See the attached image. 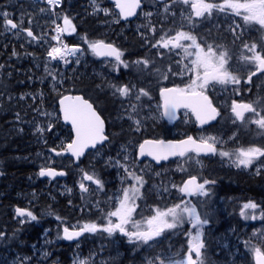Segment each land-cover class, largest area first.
I'll use <instances>...</instances> for the list:
<instances>
[{
  "label": "rangeland",
  "instance_id": "1",
  "mask_svg": "<svg viewBox=\"0 0 264 264\" xmlns=\"http://www.w3.org/2000/svg\"><path fill=\"white\" fill-rule=\"evenodd\" d=\"M157 1H158L156 3L157 5L154 6H157L158 10L156 8L155 13L151 9V1H149L148 4L150 6L147 7V9L143 8L136 20L126 23H123L120 20V16L118 12L114 9V5L109 0H96V3L99 5L100 9L107 10L108 12L107 15L103 10L95 11L92 0H88L87 3L81 4L80 7L84 9L85 12H88L90 15L102 16L105 18V21L101 22L100 25L105 27L106 31L104 33L108 34L107 37L110 39V41H105L106 39H94V40H103L105 42H109L117 46H119L120 44L118 40L120 35L124 34L128 30H135L138 33V37L146 41V45L148 44L149 40L151 44L155 43L160 38V36L164 35L165 33H167L168 36H174L176 31L183 30V31H191L194 35H197L198 42L201 43L202 46H205V41L208 44H212L214 47H216L219 44L220 46H222L221 49H217V51H219L222 50L223 48L227 49L230 47L225 41L229 38L233 39V35L232 32L230 31V28L235 27L236 24H240L241 29H238L237 31L240 32L242 30V33H244L243 27L252 25V24H244L241 17H237L233 15L231 13V10H226L225 12L219 11L221 13L220 18L214 17V19L209 22L205 21L206 19L210 18L207 16V14H205V17H203L199 22L196 21V18L193 15V23L190 25L187 19V17L191 15L190 5L183 4L182 0H177L178 3L175 2L173 6L174 9L177 10L174 12V9L170 8V12L166 13L163 3L166 4L168 0H157ZM69 2L71 3V1ZM214 2L223 3V0H214ZM215 11L216 10L214 9L212 16L214 15ZM0 12H7L9 14V18H11L14 22H18V19L17 21H15L13 18L16 16L14 10L6 8V9H1ZM146 13H151V16L146 15ZM153 15L155 16V19L157 21V26H155L156 28L155 34H153V32L149 30V27L153 26L152 24ZM56 17L57 16L55 15L54 19ZM19 19H21V16H19ZM240 22H242V24ZM56 24L62 27V25L59 24V22ZM54 27H56L55 24L53 26V32L55 35ZM258 27L260 26L258 25ZM5 32H6L5 34L12 33L13 30L5 31ZM209 33H211L212 36ZM74 34L75 33L68 35L72 36ZM40 37L42 36L40 35L39 38ZM76 38H78L79 41L87 40L86 37L82 38V36L80 35L76 36ZM54 41H55L54 46H51L49 44V41L47 39H44L41 45L45 47L47 51H50L52 47L61 46L57 40ZM34 43L37 45L38 41L35 40ZM183 43L188 44L190 42L184 41ZM67 46L69 48L78 47L79 49H81V51L76 53V55L74 56H68L67 60L69 61V63L67 64H65L61 60H51L50 57H48V55L42 60V62L39 63L35 62L34 66L38 69V71L36 72L38 74L35 77L30 76L31 78L28 79L29 80L28 84L32 86L34 83L42 84L47 80H50V86L53 92L58 93L60 91H64V88L66 87L65 82L67 80L74 82L76 78L75 76L76 75L80 76L78 69L83 67L87 68L88 66H90V68L94 67L92 73L93 75H95L101 80L104 81L108 80L109 82H111L110 88L112 89L113 93H114V88L111 87V85H116V86L129 85L130 87H133V92L131 96L128 98H123L120 97L118 94H116V97L119 100H121V104H120L121 109L119 116L115 118V122H116L115 126L120 125L121 127L120 129L115 128L109 131L110 135L116 137L117 135L123 132V128H124L123 123H125L124 125L129 127L127 129L129 131L127 140L125 142H118L117 144H111L112 146H110L107 142L105 145L98 147L94 151H91L89 153V156H86L88 164L90 166V169L87 172L89 174L94 173L95 176L101 179V181L104 178L105 183L108 184L112 192L109 193V196L106 200V203L108 204V208L106 211L114 210V205L117 204L116 196L122 195L121 190L123 188L130 187L135 183L134 180L127 178V174L124 172V168L119 166L120 164L127 165L129 171L134 172L135 174L143 178L144 185L140 189L141 202L143 201L146 202L148 198H151L149 197L151 195L152 197L155 195V197L158 196L162 198L161 194H164V192L169 194L171 191H173L172 194H175L178 191L183 197L182 193L179 191V187H181V185L178 184V179L174 174H172V172L176 174L184 175L185 174L184 169L187 167L190 168L188 164L192 165L195 168V170L200 172L202 171L204 165L203 157H207V156L202 154L197 155L196 153H192V152L185 155L184 157H180L174 160L173 164L165 163L161 165H156L153 162H151L149 159H144V160L141 159V157L139 156L138 149L143 140L147 138L158 139V140L163 139L160 138L155 133L147 137L148 129L157 128L159 125H166V127H168L172 139H181V138H186L188 136H192L193 138L199 139L201 136H205V137L214 136L219 141V143H217L216 145L217 155L219 156L220 159L224 160L223 163H225L227 167H233L234 169L238 168L240 170L249 171V168L254 165V170H253L254 172L257 171L264 172V162L262 163L259 162L261 159H263V157H260L259 159L255 160L254 163L249 167L244 168L243 166L237 167L233 163L234 158H232L231 155L222 157L218 154L220 151L228 150L229 148L228 142L234 140V138L236 137L235 133H230L225 135L223 133L224 131L220 132V131L200 130L202 129V127H199L196 124L194 116L190 110H184L180 112L178 120L170 122L168 119L164 118L161 115L163 110L161 107L162 105L161 96L154 95V93H152L151 90L146 87V85L150 87L149 83L146 82L145 87L140 86L139 88L137 86V83L133 82L132 78L127 76V73H125L124 76L118 78L120 76L121 69L122 68L127 69L128 67L125 68L123 65H120L118 69L114 68L113 65L115 64V61L100 59L97 56L93 55L90 49L88 48V43L84 45L77 44V45H67ZM150 47L152 49L154 48L152 46ZM154 49L157 50V53L159 52L162 54V55L157 54L159 57L162 58L169 57L170 58L169 60H171L170 65H167V67L165 68L163 76H160L161 81L168 82L166 85H173L175 87H185L187 83L190 81V79L194 78V73L190 72L189 69L192 67L191 60L195 59V56L185 57L183 51L180 49H174L172 51H169L168 49H164V48H154ZM189 51H195V50L189 49ZM228 51L231 56L228 67L230 71L233 72V74L241 77V83L239 85H234V84L220 85L218 83L212 82L205 90V93L208 94L209 96H211V94L213 93L216 97H223V99H216V98H212V99L214 100V104L217 107H219L221 110L224 109V111L226 112H228V110L231 111V105L233 101H238L242 99L244 103H249V101L254 102L256 99L255 94H253V96H251L250 94V91L253 88L252 82L251 83L244 82V80L247 78L249 71L254 70L255 66L253 64L246 63L239 59L242 51H239L234 54L230 50ZM245 54L251 55V53H245ZM122 59L125 61L124 55ZM46 66L56 76L55 82L52 80V76L48 75L45 72ZM169 68H171V71H169ZM32 72L33 70L29 72L26 71L25 73L31 75ZM80 72H84V71L82 70ZM174 73H179V74H174ZM41 74L42 77L40 76ZM165 76H167V79L164 78ZM252 79H254V81H256L258 84L256 85V88L257 86L264 87L263 86L264 73L258 74L256 75V78L252 77ZM166 85L159 86L156 89V91H158L160 94V89ZM141 88L146 90L149 93V95L141 96L140 100L137 101L135 99V96L139 93V89ZM23 97L25 99V103L28 104L26 106L25 113L22 114L24 119L21 120L20 131H22V133L29 132L30 136L36 135L35 140L40 139L41 140L40 143H43L42 138L44 137V135H46L48 131H45L43 134L35 132V128L38 125L43 126L45 129H47V125L49 123H52L53 125L52 129H53L56 126L57 122H60L62 127H67L61 121L59 109L56 108L43 109V107L33 106L34 102L37 101L39 98L40 99L44 98V93L42 92L41 89L28 90ZM29 99H31V103ZM36 103L38 105L39 102ZM132 104L137 105L136 112H132V108H131ZM30 105L32 108H36V109L31 110L30 111L31 115L29 116L28 113L26 112L29 110ZM37 109H39V111H37ZM42 109L43 111L40 112ZM45 113H48L50 115H45ZM129 113H132L134 118L141 120V127L139 131L134 130L135 125L133 124L132 120L128 119ZM39 117H42V119H39ZM250 117H253V113H248L247 115H245L246 120ZM233 121H235V123L237 121L241 122L239 120H236L234 114L231 111L228 124L229 123L235 124ZM56 132L57 134L55 135V137L59 138V140L53 141L50 146L52 149L57 148L59 150L58 146L68 143L67 142L68 139L64 131H62L61 129H57ZM192 133H194L195 135H192ZM48 143L50 144V142ZM32 146L33 144H29L28 146L24 145L23 150H26L28 148L31 149ZM48 149L50 150V148ZM33 156L34 158L27 159V163H26V166L29 165L32 167V169H35L32 172L31 178L27 180L29 187L25 188L26 190L31 189L28 190L25 195V197L28 198L29 201H36L39 197H41V194L45 193V191L38 192L37 189L34 188L36 185L40 183V180H42V185H43V180H47L39 175L41 168L42 167L50 168L52 167V165L59 164L63 166V168L57 170L67 169L68 176L70 174L71 177L67 178L68 176H66L61 181L53 182L54 183L53 190L59 192L60 195L62 196L64 195L73 196L76 193H81L82 200H84L85 202L86 200L92 201V203H94L93 207L98 208L96 207V204L100 203L99 197L102 190H98L97 185H95L91 181L82 179L83 173L86 172L85 167L83 165L80 164L75 165L73 161L68 160L64 155L57 156L55 155V153L52 154L38 153L37 155L33 154ZM232 156L235 155L233 154ZM125 157H127V159H125ZM97 162L99 163V165L97 164ZM94 167H99L101 169L102 171L101 176L98 175L94 169L92 170V168ZM81 182H83L85 186L88 187L89 189L88 192H81V189L79 187ZM48 184H49L48 186L49 188L50 181H47V185ZM173 185H175L176 187H174ZM209 192L210 190L207 191L208 194ZM199 196L205 197L202 195ZM184 201L187 200L183 199L181 203ZM234 201H235L234 198L219 199L220 204H224V205L232 203ZM136 202H138V200ZM69 204L73 205V208L71 209L72 211L76 209L72 201ZM236 205L237 206L234 207L240 211L238 212V215L239 213H241V215L242 213H245V215H242L243 218L239 221L243 223L242 225L239 226L237 225L234 227L233 226L226 227L224 232H221L212 237L213 243L207 245L203 240L205 238L204 235L206 233L207 223L203 224L202 227L199 229L201 233V241L204 244V248L201 250L202 253L201 258L203 260V264L205 263L206 264H237L236 260L239 256L245 257V252L252 253L255 256L254 249L256 248L261 249L262 246L264 245V208H260L257 206L256 209H251V208L245 209L244 208L245 204H240V201L236 203ZM78 207H79L78 214H82L86 212L83 206L78 205ZM144 207L145 208H142L140 205L138 206L139 210L141 209L143 211L141 219L149 216L150 214H154V212L152 211L153 210L152 207H148L146 205ZM135 213H137L136 215H139L138 209L136 210ZM85 217L72 222L73 224H69V226L82 225L83 223L90 222L89 220L87 221ZM201 219L205 220L204 218ZM98 220L100 221L99 217H96V220H92L91 222L99 224ZM62 228L58 226V243L62 242L61 240L63 236ZM170 230L171 229H166L165 232L162 233L161 236L156 239H161V237L163 239ZM191 230L192 231L187 232L185 234L184 241L179 245H172L171 241L167 239L166 244L161 248V251L158 254L151 255L150 256L151 258H148V260L153 259L154 257H161V256L171 257L172 259L184 258L187 255L188 242L191 238L189 234L191 233L192 235H195L197 231V229L193 228L192 226H191ZM88 235H90L92 239L98 240L99 235L101 234L100 232H96V233H88ZM85 246L86 245L78 241L72 243V246L69 245V247L66 249H64L63 246H61V248H58L59 252L63 250H69L66 252L67 254L66 256L68 257V260H66L65 262H62L60 258L51 261L50 250L45 251L40 248L33 247V253L29 254V253H22L20 250L17 249L16 250L6 249L5 252L3 253L0 252V264H80L81 261H85L86 264L104 263V261L99 255L98 249H96L95 251H91L90 248H85ZM209 248H212L214 253L211 255L210 254L206 255V253L204 254L203 250H207ZM40 252H41V256L40 254H38ZM192 255H193V259H195L196 257L194 256V254Z\"/></svg>",
  "mask_w": 264,
  "mask_h": 264
},
{
  "label": "snow or ice",
  "instance_id": "2",
  "mask_svg": "<svg viewBox=\"0 0 264 264\" xmlns=\"http://www.w3.org/2000/svg\"><path fill=\"white\" fill-rule=\"evenodd\" d=\"M95 11L103 10L107 15L106 9H100L96 0H92ZM177 0H173V3ZM185 5H190L192 15L187 17L189 24L193 23V15L196 18H203L205 14L208 17L212 16L213 10L225 12L231 10V13L237 17H241L244 24H258L260 29H264V0H223V3H216L214 0H182ZM47 4L52 8L58 7L61 4V0H47ZM115 5L119 9V15L123 19H128L130 16L136 14V9L140 7V0H115ZM165 12H170V5H164ZM44 12L45 9H41ZM55 14V13H54ZM151 16V13H146ZM0 17L3 18V30L12 31L19 29V32L14 34L19 35L21 32H26L27 37L32 40H38V37L34 35L33 31L23 28V18L18 22H14L9 18L7 12H0ZM63 26L56 25V35L52 39L57 40L61 46L52 47L48 51L47 55L51 60H61L65 64L69 63L67 60L68 56H74L80 52L81 49L78 47L69 48L66 44L60 40L62 33L72 34L76 31L75 25L72 20L64 15ZM31 23V20H29ZM55 24V21H53ZM150 24V22H149ZM240 24H236L235 27L230 28L233 35V43L236 40H241L242 48L244 51L241 52L239 59L246 63L253 64L254 70L249 71L247 78L244 80L245 83H251L252 77L258 73H264V44H259L257 41H243L242 30ZM149 30L155 34V26H150ZM167 37V38H166ZM184 41L190 43L185 44ZM88 48L93 55L97 57H108L115 61L114 68H119L123 65L125 68L129 67L128 63L122 59L124 53L118 47L112 43H106L103 40L87 41ZM150 42V41H149ZM259 44V51L258 49ZM154 48H164L172 51L174 49H180L183 51L185 57L195 56V59L191 60L192 67L189 69L190 72L194 73V78L190 79L185 87H171L162 88L160 90V96L162 99V113L161 115L168 119L170 122L177 119V112L179 109L184 108L190 110L195 115L198 123L203 126L212 120H215L219 113L217 109L213 107L208 96L205 95V90L210 83L215 82L220 85L234 84L239 85L241 83V77L233 74L230 71L228 65L231 59L229 51L226 48L221 49L222 46L217 45L214 47L212 44H208L205 41V46H202L198 42L197 35H194L191 31H176L174 36H168L167 33L161 35L160 38L152 43ZM194 49L195 51H189ZM245 53H251L247 55ZM162 55L161 53H157ZM13 55H17L14 51ZM136 64H142L144 68L149 67L148 60L135 61ZM187 67V66H185ZM3 65H0V69ZM171 71V68H169ZM45 72L52 76V80L56 81V76L45 67ZM179 74V73H174ZM167 79V76L164 77ZM114 88V95L118 94L120 97L128 98L133 92V87L129 85L116 86L111 85ZM149 93L143 88L139 89V93L135 96L137 101L140 100L141 96H148ZM20 99H24L23 96ZM60 111L63 114V120L65 123L71 124L72 130L75 133V139L71 140L66 144H62L57 148L50 149L55 155L61 156L65 153L70 154L72 157L79 160L84 155L85 150L89 148H96L98 144H102L108 139L105 135L104 120L94 110L93 105L81 96H69L65 95L59 100ZM132 112H136L137 105H131ZM39 111V109H37ZM231 111L234 114L236 120L244 123L255 124L261 130H264V104L257 99L255 102L249 103H238L232 102ZM245 113H253V117L246 120ZM45 115H50L45 113ZM19 119V114H17ZM128 119L132 120L135 125L136 131L140 130L141 120L134 118L132 113L128 114ZM235 123V121H233ZM52 123L47 125V129L43 126H37L35 132L43 134L45 131L52 130ZM217 143L219 141L214 136H201L199 139H195L192 136H188L186 139H181L178 142L165 143L163 140H145L143 144L139 146V156L145 155L152 157L157 163L161 160H167L170 156L184 157L187 153H201L217 154ZM220 156L235 155L233 163L237 166H243L244 168L249 167L254 163L255 160L260 157H264V147H248L239 148L235 153H229L228 151H220ZM127 159V157H125ZM119 163V162H117ZM120 167L124 168V172L127 174V178L135 181L130 187H125L121 190L122 195L116 196L117 204L114 205V210L106 211L104 219L105 223L99 225L94 222H86L82 225H71L63 228L62 239L72 241L84 233H96L103 232L109 236L116 232L121 233L123 236L128 238L130 243L140 242L144 245H149L150 241H154L157 237H160L166 229H174L181 225L185 220L196 228V234L190 235L188 242L187 255L182 259H172L171 257H154L147 261V264H203L201 258V250L204 248V244L201 241L200 228L203 224L207 223L206 220H202L201 216L197 213L196 208L191 205L189 201L177 203L166 209H160L159 207L153 209L154 214H150L141 220H134L133 213L137 210L136 201L141 198L140 189L144 185L143 178L134 172L129 171V168L125 164H120ZM39 175L41 177L47 176L55 178L56 176H63L65 172L56 171L48 167H42ZM83 180L91 181L97 185L98 190L103 189V183L95 174H89L88 172L83 173ZM211 183V181L204 180L202 183L197 181L195 176L190 177L183 183L182 187H179V191L185 196L202 195L206 196L207 190L205 185ZM176 187L175 185H173ZM81 192H88V187L83 182L79 185ZM245 209H256L255 203H247L244 205ZM15 214L18 217H26L31 220H36V216L30 210L21 209L17 207ZM245 215V213H242ZM115 218V220H113ZM247 218V217H246ZM255 218V217H252ZM60 219V217H57ZM131 225V227H129ZM256 256V264H264V253L259 248L254 249ZM193 253H195V259H193ZM80 264H86L85 261H81Z\"/></svg>",
  "mask_w": 264,
  "mask_h": 264
},
{
  "label": "trees",
  "instance_id": "3",
  "mask_svg": "<svg viewBox=\"0 0 264 264\" xmlns=\"http://www.w3.org/2000/svg\"><path fill=\"white\" fill-rule=\"evenodd\" d=\"M69 1H71V3ZM149 1H151V7L157 5L156 3L158 2L157 0H144L145 9L150 6L148 4ZM87 2L88 0H63L62 6L60 8H57L56 11H54L49 5H47L43 1L36 2L33 0H0V10L6 8L14 10L16 15L15 17H13L14 20L17 21L18 19L19 21V16H21L24 21L23 28H30L33 31L34 35L38 37V40H36L38 41V44L36 45L34 43L35 40H32L30 37H27L26 32H21L19 33V35L14 34V32H19V29L13 30L12 33L5 34L6 32L3 30L2 17H0V65H3V68L0 69V88L13 89V78H16V80L18 81L19 68L24 67L27 72L33 70L32 74H26L27 76L35 77L38 74L36 73L38 69L34 66L35 62H42V60L47 56L48 53L46 48L43 47L41 43L44 39H47L49 41V44L51 46H54L55 41L52 39V37L54 36L53 21L56 20L57 23L59 22V24L63 26L62 17L64 15H67L72 20V23L75 25L76 31L74 32L75 34L72 36H69L67 33H62L61 41L63 43L67 45L86 44L85 41H79L78 38H76V36L79 35L82 36V38L86 37L87 41H93L94 39H106L105 41H110V39L107 37L108 34L104 33L106 31L105 27L100 25L101 22L105 21V18L102 16L90 15L88 12H85V10L80 7L81 4H85ZM42 8L45 9L44 12L40 11ZM55 15L57 16V19H54ZM220 16L221 13L216 10L214 12V15L206 19L205 21L209 22L212 21L214 17L220 18ZM29 20H31V23H29ZM240 23L242 24V22ZM243 28V41H257L259 42V44H264V30L260 29L258 25L252 24ZM209 34L211 35V33ZM40 35L42 37L39 38ZM118 40L120 42L118 47H120L121 50L124 52V59L129 65L127 69H121V73L118 78L124 76L125 73H127V76L131 77L132 81L137 83V86L139 88L140 86L145 87V83L147 82L150 84V87L147 85L146 87L149 88L151 92L154 93V95L159 96L160 94L158 91H156V89L159 86L166 85L168 83L161 81L160 76H163L165 68L167 67V65H170V58L159 57L157 55V50L154 48L152 49L150 47L152 46L151 42H148V44L146 45V41L138 37V33L135 30L126 31L124 34L120 35ZM225 41L230 46L227 49L230 50L233 54L239 51H244L242 48L241 40H236L235 43H233V39L229 38ZM259 44L257 49L258 51L260 50ZM14 51L17 53V55H13ZM138 60H148L150 62L149 67L144 68L142 64H136L135 61ZM84 69L85 67L78 69L80 76L76 75L74 82H71L70 80H67L65 82L66 87L64 88V91L56 93L54 95L56 98H51L48 100L44 99L40 101L39 105H37L35 101L33 106L43 107V109H57V102L63 95L82 94L85 98L92 101V103L98 109L102 117L105 119L109 137L108 144L112 146L111 144L125 142L129 134V131L127 130L129 127L125 126V123H123L124 128L122 133H120L116 137L109 134V131H111L112 129H120L121 127L120 125L115 126V118H117L120 114L121 100H119L116 95L112 94L113 92L110 88L111 82H109L108 80H101L95 75H93L92 73L94 67L90 68L89 74L84 73ZM82 70L84 72H80ZM8 72L9 78L12 79H7L6 73ZM252 80L253 88L250 91V94L251 96L255 94V101L259 99L261 101V104H264V87L257 86L256 88V85L258 84L256 81H254V79ZM42 88L45 89L43 86ZM29 101L31 103V100ZM27 104L28 103H26V106ZM33 109L35 108H32L30 105L29 110L26 113H28V115L30 116V111ZM43 109L40 112H42ZM230 115V110L226 112L223 109L220 111L219 118L215 124L207 128H202L200 130L220 132L224 131L223 133L225 135L235 133L236 137L234 138V140L228 142L229 148L227 151L229 153H235V151L241 147H264V130L259 129L257 125L250 123H241L237 121L235 124H228ZM0 116V119L5 118V116L3 115ZM39 119H42V117H39ZM3 125L4 122L0 121V132H3ZM60 127H62L61 123L57 122L56 126L53 129H68V127ZM53 129L51 131H48L46 135H44V137L42 138L43 143H40V139L35 140L36 135L30 136L29 132H25V135L21 136V147H23L24 144L26 146H28L29 144H33L31 149L28 148L25 150V152L23 151L24 156L26 154L25 157L27 159L34 158L33 154H47L51 152L48 148H50L51 143L54 141L52 138L56 130L54 131ZM153 133L157 134L160 138L163 139H172L171 133L168 130V127H166V125H159L157 128L148 129L147 137H149ZM192 135L195 134L192 133ZM19 137L20 136L12 135L11 137H8L9 139H6V142L9 144L20 142ZM48 142H50V144ZM11 153L13 154V152ZM86 156L82 159L80 165H83L85 167V171L87 172L89 171L90 166L88 164ZM231 157L234 158L233 160H235V156L231 155ZM4 158L5 159L3 160H10L8 159L7 155ZM203 159L204 165L201 172L195 170L192 165L188 164L190 168L187 167L184 169V175L176 174L173 172L172 174L177 177L179 185H182L183 181L187 177L193 175L198 176L201 182H203L204 180L211 181V183L205 186L207 191L210 190L207 196L201 197L199 195H195L184 198L185 196L182 197L178 191L175 194H172L173 191H171L169 194H167L166 192H164V194H161L162 198L158 196L155 197V195L152 197L151 195L149 196L151 198H148L146 201L149 202L148 207H152L153 209L157 207H159L160 209H166L177 203H181L183 199L187 201L189 200L192 203L191 205L196 208V211L201 216V218H204L207 221V229L204 235L205 238L203 239L207 245L213 243L212 237L221 232H224L226 227H234L243 224L242 222H239L243 218L241 213H239L238 215V212L240 211L234 207L237 206L236 203H238L239 201L240 204L255 203L258 207L264 208V172H254V165L249 168V171L240 170L238 168L234 169L233 167H227L226 164L223 163L224 160L220 159L217 154H215V156L211 158L203 157ZM13 160L16 162V159ZM12 162L13 161H10V164ZM259 162H264V157ZM168 163L173 164V161H169ZM97 164L99 165L98 162ZM8 165L9 163L2 164L1 166L4 168L3 173L5 175L10 174L12 171L8 168ZM62 167L63 166L59 165L58 168L60 169ZM93 169L98 175L101 176L102 171L99 167H94L92 168V170ZM33 170L34 169H32L31 166H26V177L32 176ZM70 177L71 175L69 174L68 178ZM5 183H7L8 186H14V188L19 187L20 185L19 182L17 183L16 181H14L12 183L9 179L5 181ZM22 183L23 182H21V185ZM2 184H4V181ZM2 184L0 183V188ZM26 186L29 187V184L27 183ZM81 195V193H76L73 196H62L60 195V193L57 194L58 202L55 205V210L56 216L60 217V219H58V226L60 228L69 226V224H71L72 222L79 220L85 216H87V218L85 217L87 221L96 220V217H90L85 213L78 214V205H81L83 206V208H86L85 204L87 202V200L86 202L82 200ZM46 197V195H42L40 201H42L43 203V208H50V202L49 204L47 203ZM220 198H234L235 201L224 205L220 204ZM71 201L76 207V209H74L73 211L71 210L73 208V205L69 204ZM140 202L141 199L138 200V203ZM15 204L16 202L11 197H7L5 194L0 198V210H6L8 207L10 208ZM138 213V219H141L143 211L140 209ZM93 215L95 216L96 214L94 213ZM35 216L37 218V215ZM191 226L192 225L188 223L187 220H185L178 227L171 229L163 239L161 238V243L165 244L166 240L169 239L172 245H179L180 242L184 241L185 234L187 232L192 231ZM30 228L31 225L28 224L26 229L28 230ZM26 229H24L22 226H15V224L13 223H7L6 225H2V222H0V250H22L20 244L23 238L24 231ZM82 238L83 240H85L84 236ZM61 240L64 243L63 248H68L70 243L67 242L70 241L64 240L62 238ZM159 242L160 240L154 242L155 247H153L154 249L152 250V255L157 254L156 252ZM260 250H262L261 252L264 253V245ZM67 251L69 250H63L60 252V260H62V262L68 260V257L66 256ZM203 253H206V255H211L214 252L212 248H209L207 250H203ZM254 257L255 256L252 253L245 252V257L239 256L236 260V263L254 264ZM123 264H125V262Z\"/></svg>",
  "mask_w": 264,
  "mask_h": 264
},
{
  "label": "flooded vegetation",
  "instance_id": "4",
  "mask_svg": "<svg viewBox=\"0 0 264 264\" xmlns=\"http://www.w3.org/2000/svg\"><path fill=\"white\" fill-rule=\"evenodd\" d=\"M169 1L166 4L170 5V8L174 9L173 1L171 0ZM163 4L165 5V3ZM156 8L158 10L157 6L151 7L154 13L156 12ZM176 10L177 9H174V12ZM190 13L192 15L191 7H190ZM152 19H153L152 21L153 26H157V21L154 15ZM201 19L202 18H196V21L199 22L201 21ZM18 71H19L18 81L16 80V78H13L14 79L13 89L11 88L1 89L0 88V115L5 116V118L0 119L1 122H4L3 132H0V183L2 184L4 181V184H2L0 188V195L2 197L5 194L7 197H11L16 202L14 206L10 208L8 207L6 210H2V209L0 210V222H2V225H6L7 223H13L15 224V226H22L24 229H26L27 225L30 224L31 228L28 230L26 229L24 231L23 238L20 244V246L22 247V250L20 251L22 253L32 254L33 247L40 248L45 251L50 250L51 261H54L60 258V252L58 251V248H61V246H63L64 243L63 242L58 243V219L56 216L55 205L58 202L57 194L59 192H56L53 190V187H54L53 182L61 181L64 177L68 176V170L67 169L63 170L65 172V175L64 177H61L60 179L56 177L50 178V177L44 176V179H47V180H43V185H42V180H40V183L34 187L35 189H37L38 192L45 191V193L41 194V196L42 195L47 196L46 197L47 203L49 204L50 202V208H43L42 206L43 203L42 201H40L41 197H39L36 201H29V199L25 197L27 191L31 190V189H27V190L25 189V188H28L26 184H27V180L31 178V176L26 177L25 175L27 158L25 157L26 154L24 156V153H23V151L25 152V150H23V147H21L22 145L21 136H24L25 132L22 133V131H20V127H21V120H24L22 114L25 113L26 103H25V99H20V97L24 96L28 90L41 89L42 92L44 93V98L42 99L39 98L37 100L39 102L38 103L39 105L40 101L44 99L48 100L51 98L52 99L56 98L54 96L56 93L53 92L50 86V80H47L46 82L42 84L34 83L31 86L28 84L29 82L28 79L31 77L26 75L25 68L24 67L19 68ZM84 71H85L84 73L89 74L90 66H88L87 68L85 67ZM40 76L42 77V74ZM6 77L7 79H12V78H9V72L6 73ZM253 77L256 78V76H253ZM42 86L45 89H43ZM170 86H173V85H166L164 87H170ZM210 97L216 98V99H223V97H216L213 93L211 94ZM236 102L239 103L243 101L242 99H240ZM57 105H58V102H57ZM57 109H59V107H57ZM220 111L221 109L219 108V114H220ZM17 114H19V119L17 118ZM53 130L55 131L56 129H53ZM61 130L64 131L65 135L67 136V139H68L67 142H71V140H73V133H72L71 128L70 127H68V129L62 128ZM56 131L52 138L54 141L59 140V138L55 137V135L57 134ZM12 135L20 136L19 137L20 142H17L14 144L7 143L6 139H9L8 137H11ZM50 149H52L51 146H50ZM11 152H13V154ZM50 153L52 154L54 152L51 151ZM6 155L8 159L10 160H3L5 159L4 157ZM66 158L68 160L73 161L72 158H69V157H66ZM13 159H16V162ZM10 161H13V162L10 164ZM81 162H82V159L77 165H79ZM8 163H9L8 168L11 169L12 171L10 174L5 175L3 173L4 168L1 166L2 164H8ZM58 167H59V164H55V165H52V167L50 168L57 170L59 169ZM8 179L12 183L14 181H16L17 183L19 182L20 183L19 187L14 188V186H8V184L5 183V181H7ZM47 181H50L49 188H48L49 184L47 185ZM21 182H23L24 184L22 183L21 185ZM102 183H103V189L99 197L100 203L96 204V207L98 208L93 207L94 203H92V201H87L85 204V207H86L85 210L87 212V213L85 212V214L90 217H99L100 225H103L105 223L104 216L108 208V204L106 203V200L109 196V193L111 192L110 187L108 186V184L105 183L104 178L102 179ZM136 203L138 206L140 205L142 208H145L144 207L145 205L146 206L149 205L148 204L149 202L147 201L146 202L143 201L140 203L136 202ZM17 207L21 209L30 210L33 213V215L34 214L37 215L36 220H31L26 217H18L14 212ZM137 209L139 211L138 207ZM94 213L96 214L95 216L93 215ZM136 214L137 213H133V219L139 220L138 215ZM113 220H115V218H113ZM129 227H131V225H129ZM100 234L101 235H99V239L95 240V239H92V237L88 235V233H85L84 234L85 240H83L82 238L81 240H79V242L86 245L85 248H90L91 251H95L96 249H98L99 255L104 261L103 264H123L124 262L125 264H147L148 258H151L150 256L152 255V250L154 249L153 247H155L154 242L157 240H160L157 246V252H156L157 254L161 251V248L166 244V242L165 244L161 243V239H155L154 241H150L149 244L151 246L144 245L140 242L130 243L128 241V238L123 236L119 232H116L111 236L103 232H100ZM93 238H94V235H93ZM67 243H70L69 245L72 246V243H75V242H67ZM181 243L182 242H180V244ZM0 252L3 253L5 251L0 250ZM89 252H86V253H89ZM38 254H40L41 256V252Z\"/></svg>",
  "mask_w": 264,
  "mask_h": 264
},
{
  "label": "water",
  "instance_id": "5",
  "mask_svg": "<svg viewBox=\"0 0 264 264\" xmlns=\"http://www.w3.org/2000/svg\"><path fill=\"white\" fill-rule=\"evenodd\" d=\"M109 1L114 5V9H115V10L118 12V14H119V9H118V8L116 7V5H115V0H109ZM143 8H144V0H140V7H139L138 9H136V14H135L134 16H130V17H129L128 19H126V20L120 17V20H121L123 23H126V22H132V21L136 20V19L138 18L139 14H140V12H141V10H142ZM119 16H120V15H119ZM106 43H109V42H106ZM114 45H115V44H114ZM115 46L118 47L117 45H115ZM98 58H100V59H106V60H110V61H114V60H112L111 58H108V57H98ZM258 74H262V73H258ZM258 74H257V75H258ZM171 87H175V86H170V87H167V88H171ZM162 88H165V87H162ZM162 88H161V89H162ZM161 89H160V90H161ZM65 95H69V96H81L83 99H85V100H87L89 103H91V104L93 105L94 110L98 113V115L101 116V119L104 120L105 135L108 137V130H107V124H106V121H105V119L102 117V115L100 114V112L98 111V109L95 107V105L92 103L91 100L85 98L82 94H65ZM65 95H63V96H65ZM205 95L208 96V98H209V100L211 101L213 107H215V108L217 109V112L219 113V108L214 104V102L212 101V98H211L208 94H206V93H205ZM63 96H62L60 99H62ZM60 99H59V100H60ZM239 103H241V102H239ZM58 107H59V113H60V117H61V121H62V123H63L64 125H66L67 127H70L71 130H72L71 124H69V123H65L64 120H63V114H62V112L60 111V104H59V101H58ZM184 110H188V109L181 108V109L178 110V112H177V119L174 120V121H177V120H178L180 112H182V111H184ZM191 113H192V112H191ZM192 114H193V113H192ZM246 114H247V113H245V115H246ZM193 116H194V119H195V121H196V124H197L199 127H203V128H207V127L212 126L213 124H215V123L217 122V120H218V118H219V115H217V117H216L215 120H212V121H210L209 123H207V124L201 126V125L198 123V121L196 120L195 115H193ZM72 133H73V139H75V133H74L73 130H72ZM186 138H187V137H186ZM186 138H181V139H186ZM181 139H160V140H163L165 143H168V142H178V141H180ZM195 139H196V138H195ZM145 140H158V139H145ZM145 140H143V141L141 142V144H143V142H144ZM108 141H109V137H108V139H107L106 141H104L102 144H98L96 148H89V149H86L84 155L81 156V157L79 158V160H76V158L72 157V156H71L70 154H68V153H65L64 156H65V157L72 158L73 161H74V163H75V164H78L79 161H80L82 158H84L88 153H90L91 151L96 150V149H97L98 147H100V146L105 145ZM138 151H139V149H138ZM187 154H188V153H187ZM187 154H186V155H187ZM201 154H202V155H205V154H203V153H201ZM214 155H215V154H207V155H205V156H207V157H213ZM178 158H180V157H179V156H170L167 160H161L159 163H157V162H156L155 160H153L152 157H150V156L145 155V156L141 157L142 160H144V159H149L151 162H153V163L156 164V165L165 164V163H168L169 161H174V160H176V159H178ZM54 170H56V169H54ZM56 171H63V170H56ZM63 172H64V171H63ZM63 176H64V175H63ZM63 176H56V178H61V177H63ZM193 176H195V177L197 178V181H198V182L202 183V182L200 181V179L198 178V176H196V175H193ZM193 176H190V177H193ZM190 177H187V178L183 181V183H184L185 181H187ZM183 183H182L181 187L183 186ZM182 195H183V194H182ZM183 196H185V195H183ZM193 196H195V195H193ZM185 197H191V196H185ZM84 234H85V233H84ZM84 234H83L82 236H80L79 238H77V239H75V240H72V241H70V242H77V241H79V240L84 236ZM67 241H68V240H67ZM193 254H194V256H195V253H193ZM254 264H256V256L254 257Z\"/></svg>",
  "mask_w": 264,
  "mask_h": 264
},
{
  "label": "built area",
  "instance_id": "6",
  "mask_svg": "<svg viewBox=\"0 0 264 264\" xmlns=\"http://www.w3.org/2000/svg\"><path fill=\"white\" fill-rule=\"evenodd\" d=\"M33 1H36V2H37V1H43V2H45V3L47 4V0H33ZM62 1H63V0H61V4H60L58 7H55V8H52L51 6H50V7H51L54 11H56L57 8H59V7L62 6ZM47 5H48V4H47ZM56 23H57V21L55 20V25H57ZM54 29H55V27H54ZM55 35H56V32H55ZM56 42H57V41H56Z\"/></svg>",
  "mask_w": 264,
  "mask_h": 264
},
{
  "label": "bare ground",
  "instance_id": "7",
  "mask_svg": "<svg viewBox=\"0 0 264 264\" xmlns=\"http://www.w3.org/2000/svg\"><path fill=\"white\" fill-rule=\"evenodd\" d=\"M83 159V158H82ZM80 162V161H79ZM75 164V163H74ZM75 165H77V164H75Z\"/></svg>",
  "mask_w": 264,
  "mask_h": 264
}]
</instances>
